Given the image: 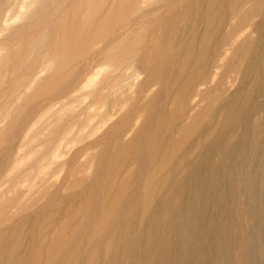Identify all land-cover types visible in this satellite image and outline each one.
<instances>
[{
	"label": "bare ground",
	"instance_id": "6f19581e",
	"mask_svg": "<svg viewBox=\"0 0 264 264\" xmlns=\"http://www.w3.org/2000/svg\"><path fill=\"white\" fill-rule=\"evenodd\" d=\"M263 259L264 0H0V264Z\"/></svg>",
	"mask_w": 264,
	"mask_h": 264
},
{
	"label": "rangeland",
	"instance_id": "374dc122",
	"mask_svg": "<svg viewBox=\"0 0 264 264\" xmlns=\"http://www.w3.org/2000/svg\"><path fill=\"white\" fill-rule=\"evenodd\" d=\"M257 102L258 103L263 102V98L262 97H259L258 100H257ZM260 264H264V259H263V261Z\"/></svg>",
	"mask_w": 264,
	"mask_h": 264
}]
</instances>
